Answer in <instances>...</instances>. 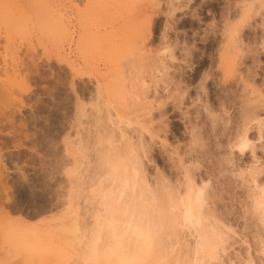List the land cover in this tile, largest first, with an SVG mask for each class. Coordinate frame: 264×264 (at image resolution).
Returning <instances> with one entry per match:
<instances>
[{
    "label": "rangeland",
    "instance_id": "rangeland-1",
    "mask_svg": "<svg viewBox=\"0 0 264 264\" xmlns=\"http://www.w3.org/2000/svg\"><path fill=\"white\" fill-rule=\"evenodd\" d=\"M236 23L225 79L219 55ZM0 86V122H9L6 115L16 127L25 121L29 136L15 140L14 128L0 124L8 181L0 208L23 219L8 222L0 209V254L8 255L0 264H127L131 253L139 258L128 264H147L146 256L154 264H264V0H0ZM56 115L66 120L52 141L59 147L51 142L65 157L55 172L68 195L59 193L75 205L37 213L18 203L13 210L18 179L31 183L44 159L30 139ZM107 140L140 148L135 160L151 186L157 176L179 197L188 187L200 194L204 230L222 239L215 257L195 251L193 224L174 225L169 240L161 231L159 243L136 239L131 227L122 238L111 234L99 217L110 199L100 193L112 181L98 155Z\"/></svg>",
    "mask_w": 264,
    "mask_h": 264
},
{
    "label": "bare ground",
    "instance_id": "bare-ground-1",
    "mask_svg": "<svg viewBox=\"0 0 264 264\" xmlns=\"http://www.w3.org/2000/svg\"><path fill=\"white\" fill-rule=\"evenodd\" d=\"M150 5H152V4H150ZM151 7V6H150ZM242 21H243V19H242ZM241 22V21H240ZM237 24V25H236ZM236 24H234V26H232L231 28H229L228 30H227V32H225L226 34V36H227V39H228V41H226V43L225 44H227V46L226 47H230V44L233 42V40H234V36L236 35V33H237V31H239L238 29H239V25L241 24H239L238 25V23H236ZM236 25V26H235ZM241 26V25H240ZM223 34H224V32H222ZM228 42V43H227ZM225 46V45H224ZM226 47H224L225 49H223V50H225V51H222L221 53H220V55H219V62H220V66L222 67V68H224V69H222V70H224V72H222V75H223V73H225V69H227V72H229V75L231 74V69L230 68H227L226 66H228V67H231V66H229L228 64L230 63H232V60H233V56L231 55L232 53H231V50H230V48L228 47V48H226ZM228 49V50H227ZM227 50V51H226ZM21 61V60H20ZM19 63H21V62H19ZM26 63V62H25ZM18 64V63H17ZM201 65V64H200ZM16 69H18V68H16ZM228 69H229V71H228ZM14 70V69H13ZM30 71V70H29ZM233 71V70H232ZM12 72H14V71H12ZM225 73V74H227L228 75V73ZM224 74V75H225ZM223 75V76H224ZM39 76V75H38ZM45 76V75H44ZM222 76V77H223ZM57 77H59V76H57ZM223 78H225V76L223 77ZM226 79V78H225ZM60 80H58V82H59ZM23 82V81H22ZM34 82V81H33ZM37 82V81H36ZM43 82V81H42ZM63 82V81H62ZM14 83V82H13ZM1 84H3V83H1ZM11 84V83H10ZM10 84H8V85H10ZM17 84V83H16ZM23 84V83H22ZM55 84V83H54ZM61 84V83H60ZM37 85V84H36ZM41 85V84H40ZM22 86H24V84L22 85ZM26 86V85H25ZM54 86V85H53ZM58 86V85H57ZM7 87V86H6ZM6 87L4 88L5 90H6ZM9 87V86H8ZM12 87V86H11ZM16 87H17V85H16ZM20 87V86H19ZM36 87V86H35ZM41 87V86H40ZM0 88H1V86H0ZM26 88V87H25ZM2 89V88H1ZM3 89V90H4ZM9 89H10V87H9ZM18 89V88H17ZM20 89V88H19ZM22 89V88H21ZM58 88H56V90H57ZM40 90V89H39ZM49 90V89H48ZM1 91V90H0ZM8 91V90H7ZM43 91V90H42ZM58 92H59V90H57ZM3 92V91H2ZM6 92V91H5ZM44 92V91H43ZM36 93H38V92H36ZM39 93H40V91H39ZM42 93V92H41ZM46 93V92H45ZM51 93V92H50ZM61 97V96H60ZM63 99V98H62ZM44 101V100H43ZM42 102V101H41ZM44 102H46V100L44 101ZM44 102H42V103H44ZM42 103H40V105L42 104ZM47 103L48 102H46L45 104L47 105ZM54 103V102H53ZM57 105H58V103H56ZM56 104H54V105H56ZM61 104V103H60ZM42 105H44V104H42ZM51 107H52V109L54 108V106H52V105H50ZM50 106L48 105V106H43L44 107V109L45 108H47V107H49L50 108ZM61 107H62V105H60ZM40 107V106H39ZM58 107V106H57ZM79 107H80V105H79ZM41 108V107H40ZM49 108H48V110H49ZM77 108V107H76ZM43 109V108H42ZM51 108H50V110L49 111H51L52 110ZM55 110H56V108H54ZM54 109H53V111H54ZM59 109V108H58ZM77 109H80L79 111H78V114H77V111H76V114L75 115H79L80 113H81V109L82 108H77ZM1 110V109H0ZM47 110V111H48ZM68 110V109H67ZM47 111H46V113H47ZM53 111H52V113H53ZM58 112H60L61 111V108H60V110H57ZM56 111V114L58 113ZM2 113V112H1ZM0 113V116L2 115ZM54 113H55V111H54ZM53 113V114H54ZM62 115H60L61 117L63 116V110H62ZM59 114V113H58ZM46 114H44V117H48V116H45ZM49 115H52L51 113H49ZM55 115V114H54ZM66 115H67V113H66ZM81 115V114H80ZM8 115H6V118H8L7 119V121H9V122H7V123H4V122H2L4 125L5 124H8L10 127H12V128H14L13 129V134L12 133H10V134H12L13 136H15V140H17L18 138V136L19 137H29V136H27L24 132H26V131H24L23 129H21L23 126L22 125H24V123H25V121H23L24 123L21 125V123L20 124H18V125H20L19 127H16V126H13V120H12V118H10V120H9V116L7 117ZM59 115H56V116H54L53 117V119L54 120H52L51 122L49 121L47 124H45L46 123V121H47V119H46V121H44L45 120V118L43 119V122H45V123H43L42 122V124H40L39 123V125L38 126H40V130H41V133L39 134V136L37 137V136H34L33 138H35V137H37V139H36V141L35 140H32V139H30V141H32L31 142V144H32V148H35V147H33V146H37V147H40L41 146V148L40 149H43V150H41L42 151V153L41 154H43V157H44V159L42 160L41 158V161L39 160V164L38 165H40V162H41V165H40V167L38 168V170H36L37 171V173H35V171H34V174L36 175V177H35V175H33L32 177L33 178H35V179H33L32 181H31V183H30V180H27V181H29V184H27L26 183V180H24V178L23 177H21L20 176V180L18 179V193H19V195H18V199H16V200H14V202L13 203H11V209H13L14 210V208H17V205L16 204H18V203H22V204H26V206H29V208L30 207H32V209H33V211L34 212H37L38 213V211L39 212H41V211H44L45 212V210H49V209H51L52 207H56V206H58V205H61V203H62V205L64 204V203H66V202H68V203H70L69 202V200L70 199H72V200H74L73 199V197H71V196H67L68 195V193H67V191H65V188L63 189V188H61V186H62V184H60L61 183V181H60V179H61V177H60V179L58 178L59 176H58V173L60 172V170L62 169V164H64V163H62V162H64V159L63 160H61V158H59V157H62V158H65V157H63V155L61 154V149L59 150V151H61L60 153H58V148L56 147V145L55 146H51V142L52 141H54V139H55V137H56V139H57V136H58V134H59V131L61 130H63V128H62V121L63 120H65L66 119V116H65V113H64V116H63V118L65 117V119H61V117H58ZM51 117V116H50ZM69 117V116H68ZM39 119V118H38ZM69 119V118H68ZM34 121V120H33ZM41 121V120H40ZM66 121V120H65ZM69 121H70V119H69ZM1 122H0V124H2ZM2 124V125H3ZM67 124V123H66ZM3 125V126H4ZM17 125V126H18ZM61 125V126H60ZM25 126H27V128H28V125H27V123H25V125H24V127L23 128H25ZM64 127V126H63ZM26 128V129H27ZM61 128V129H60ZM20 129H21V132L22 133H24L23 134V136L22 135H20L19 134V132H20ZM24 131V132H23ZM62 133H63V131H62ZM28 134V133H27ZM32 134H33V132H32ZM30 135V134H29ZM37 135V134H36ZM62 136V135H61ZM30 137H31V135H30ZM60 137V136H59ZM13 139H14V137H12ZM111 138V136L110 137H108V139H110ZM20 139V138H19ZM18 139V140H19ZM23 139H25V138H23ZM55 139V140H56ZM59 139V138H58ZM57 139V140H58ZM107 139V138H106ZM112 139V138H111ZM22 140V139H21ZM20 140V141H21ZM20 141H18L19 143H20ZM65 141V140H64ZM108 141V140H107ZM113 141V140H112ZM16 141H14V143H15ZM33 142L35 143V142H37V145H35V144H33ZM109 142V141H108ZM110 142H111V140H110ZM108 143V147L106 146V147H104L103 148V150H105V152H104V154H103V152H102V154H101V152L100 153H98V155L100 156V158L101 157H103L104 158V162H103V159L101 158V160H102V162L103 163H107V161L109 162V163H107V164H109V167L107 168V170L110 168V166H111V170L110 171H112L111 172V174H109L108 173V177L106 176L105 177V179L106 178H109V176L111 175L112 176V178H114V179H112L111 178V176H110V178H109V180L111 181H113L114 182V180L116 181V183L114 182V186H112V192L110 193L109 191H111V189H110V185H113V183H112V181L111 182H108V185L109 186H105V187H108V189L107 188H105L104 190H102L103 192L102 193H100V194H102L103 196L105 195V196H107V197H109L110 199H105V197H104V200H106V201H102V203H103V205H102V203H101V205L103 206L102 207V209H103V212H100L101 214H99V217L102 215V213H103V217L104 216H106V218H104V220H106L105 222H107V224H108V226L110 225V227L112 228V232H111V234H115L116 236H121V238H122V235L123 236H125L124 234H126V231L131 227L132 228V230H134V232L133 233H135L136 234V236H139V237H136V239L137 238H140V236H141V238H142V240L143 241H148L149 243H151V241L152 240H154L153 242L154 243H156V241H158V243L160 242V240L162 239L161 238V236H162V234H160L161 233V231L163 232V236H164V239L166 238V240H169V239H171V237H173V235H175L176 233H175V227H174V225H177V224H180V223H183V224H193L194 226L196 225L198 228H197V231H198V237H199V240H198V242L196 243V248H195V251H198V252H206V254L207 255H209L211 258L212 257H215V254H217V252L215 253V249H216V247H217V245H219L220 244V242L222 241V239H221V237H220V235H217L213 230V232L212 233H210V232H207V231H205L204 230V223L202 224V217H203V215H202V213H201V205H202V201H201V196H200V194L199 193H194L193 191H191L190 190V187H188L187 189H186V191H184V194L182 193L181 194V197H179L178 196V194L177 193H175L174 194V192L173 193H171L170 191V189H169V184L166 182L165 183V181H163V178L161 179L160 177H158L157 178V176H156V179L154 180L153 179V181H154V183H153V187L150 185V183H149V181H147L146 182V180H145V176H142L141 174H142V170L140 169V166L142 165L141 163V165L139 166L138 165V162L135 160V159H138V157H139V155H137L138 153H137V151L138 150H140V148L139 147H137L138 148V150L135 148V145L132 147V143L130 142V143H128V141H127V144H125L126 142H124V140L122 141V142H124V143H122L121 141V143L120 144H122L121 146H120V144L119 143H117V144H119V147L118 146H116L115 147V144H112L113 146H111V143ZM16 143V145L15 146H20L22 143ZM53 143V145H54V143L55 142H52ZM245 143H246V141H245V139L244 138H242V137H240L239 138V140L237 141V144L235 143V145L240 149V148H242V147H244V145H245ZM55 144H57V143H55ZM26 145V144H25ZM58 145V144H57ZM5 146V145H4ZM29 146V145H28ZM102 146V145H101ZM110 146H111V149H110ZM58 147H59V145H58ZM28 148V147H27ZM106 148H109V149H106ZM39 149V150H40ZM70 149V148H69ZM38 150V149H37ZM36 150V151H37ZM71 150V149H70ZM77 150H79V149H77ZM100 150V149H99ZM106 150H109V151H106ZM35 151V152H36ZM65 151V150H64ZM107 152V153H106ZM139 152V151H138ZM30 153V152H29ZM72 153V152H71ZM59 154H60V156H59ZM77 154H78V152H77ZM101 154V155H100ZM107 156H106V155ZM36 155V154H35ZM62 155V156H61ZM102 155H104V156H102ZM22 156V155H21ZM29 156V155H28ZM41 156V155H40ZM138 156V157H137ZM25 157V156H24ZM26 158V157H25ZM31 158H33V157H31ZM48 158H50V163H52V159H53V163H54V165H52V164H48L47 162H49L48 160H46V159H48ZM105 158L106 159H108V160H105ZM1 157H0V161H1ZM24 159V158H23ZM27 159V158H26ZM30 159V158H29ZM35 159V158H34ZM33 159V160H34ZM32 160V159H31ZM32 160V162H34ZM27 161V160H26ZM29 161V160H28ZM106 161V162H105ZM57 163V164H56ZM101 163V162H100ZM110 163H111V165H110ZM34 164V163H33ZM37 164V163H36ZM47 164L48 165H52V166H49L50 167V169L48 168V166H47ZM28 165V164H27ZM62 165V166H61ZM29 166V165H28ZM61 167V169H60V167ZM53 169H52V168ZM58 167H59V171H58ZM0 170H1V174H0V190L2 191L3 190V192L5 191H7V189H8V186L6 185V183L8 182L7 181V174L6 173H4L5 171L4 170H6V169H4V163L2 162V163H0ZM3 171V172H2ZM55 171H57V172H55ZM39 172V173H38ZM109 172V171H108ZM54 173H57V176L55 177V174ZM21 175L23 176L24 175V173L23 172H21ZM115 177H114V176ZM143 175H144V173H143ZM155 178V177H154ZM21 179H22V181L24 182V183H26V184H24V183H22V181H21ZM102 179V178H101ZM104 180V179H103ZM108 180V179H107ZM60 181V182H59ZM110 183V184H109ZM61 186H60V185ZM127 184H129L128 186H127ZM100 185V184H99ZM99 185L97 186V190H99ZM150 185V186H149ZM131 188H130V187ZM64 187V186H63ZM101 187H103L102 185H100V190L101 189H103V188H101ZM125 187V188H124ZM129 187V190L127 189ZM136 187V189H134ZM152 187V188H151ZM59 188H61V189H63V191L62 192H65L64 194H67L66 195V198H67V200H65L64 198V201H66V202H62V195L63 194H61V193H59L60 192V189ZM114 188H115V190H114ZM123 188L124 189H126V190H128V191H126V190H124L123 191ZM109 190V191H107V190ZM133 190V193L135 192V194H133L132 193V190ZM99 190V191H100ZM114 190V191H113ZM134 190H136V191H134ZM70 191V190H69ZM108 192L110 193V194H108ZM126 192V193H125ZM128 192V193H127ZM168 192V193H167ZM98 193V192H97ZM113 193V194H112ZM121 193H122V195L125 193V194H128V197H130V198H126L127 199V201H126V199H125V197L124 196H127V195H121ZM129 193H131V194H133V195H135L134 196V198H132V200H130L131 199V194L129 195ZM60 194V195H59ZM99 194V195H100ZM133 195H132V197H133ZM60 196V197H59ZM122 197V199H120L121 197ZM165 196V199L164 200H166V201H164V200H162L163 199V197ZM70 197V198H69ZM106 197V198H107ZM9 198V197H8ZM17 198V197H16ZM59 198L61 199V200H59ZM69 198V199H68ZM102 198V197H101ZM119 199L121 200V202H119ZM133 199H134V203H133ZM137 200V203H135V201ZM4 200H7V197H6V199H4ZM125 200V201H124ZM71 201V200H70ZM1 202V201H0ZM74 202L75 201H71V207H73L75 204H74ZM100 202V201H99ZM105 202V203H104ZM130 202H132V203H130ZM2 203V202H1ZM0 203V204H1ZM120 203V204H119ZM74 204V205H73ZM61 205V206H62ZM67 205H69V204H67ZM73 205V206H72ZM100 205V204H99ZM0 206H2V204L0 205ZM70 206V205H69ZM68 206V207H69ZM20 207V206H19ZM2 208V207H1ZM0 208V209H1ZM66 208V207H65ZM67 209V208H66ZM98 209V208H97ZM2 210V209H1ZM106 212H105V211ZM50 211V210H49ZM63 211V210H62ZM98 211V210H97ZM119 211V212H118ZM2 212H3V210H2ZM33 212V213H34ZM48 212V211H47ZM115 212H117V213H120V216H115L116 214H115ZM19 213V212H18ZM104 213L106 214V215H104ZM1 214H4L3 216H4V218H7V220H8V222H22V220L23 219H21V218H19L18 216V218L17 219H10L11 217L9 216V212L7 213L6 211L5 212H3V213H1ZM10 214H11V212H10ZM29 214V213H28ZM12 215V214H11ZM50 217V216H49ZM103 217H100V219L101 218H103ZM3 218V219H4ZM15 218V217H14ZM51 218V217H50ZM176 218V219H175ZM20 219V220H19ZM55 219V218H54ZM16 220H19V221H16ZM49 220H51V219H49ZM103 220V221H104ZM178 221V222H175V221ZM101 221V220H100ZM103 221H101V222H103ZM45 222V221H44ZM115 223L116 222V225H115V227H118L117 226V223L119 222V234H118V232L116 231V228H114V227H112V224L113 223ZM6 223V222H5ZM23 223V222H22ZM21 223V224H22ZM110 223H112V224H110ZM2 224V223H1ZM16 224V223H15ZM9 225H10V223H9ZM4 226H6V225H4ZM30 226V225H29ZM166 226V228H167V230H168V228H170L169 230H168V232H167V236H171V234H172V236L169 238V237H165V232H166V230L165 231H163L164 229V227ZM10 227V226H9ZM11 227H12V224H11ZM15 227V226H14ZM27 227V226H26ZM25 227V228H26ZM173 227H174V229H173ZM5 228V227H4ZM4 228H3V226L1 225L0 226V233L2 234V232L3 233H5V231H4ZM37 228V227H36ZM165 228V229H166ZM206 228V227H205ZM8 229V228H7ZM13 229V228H12ZM17 229H19L18 227H17ZM16 229V230H17ZM21 229V228H20ZM19 229V230H20ZM195 229V228H194ZM9 230V229H8ZM7 230V232H8V234H7V237H8V235L10 234V232ZM22 230H24V229H22ZM173 232H172V231ZM12 231V230H11ZM18 231V230H17ZM16 231V232H17ZM169 231H171V233H170V235H168L169 234ZM11 233H13V232H11ZM0 234V235H1ZM118 234V235H117ZM134 234V235H135ZM3 235V234H2ZM1 235V236H2ZM10 236V235H9ZM109 236V235H108ZM110 236H112V235H110ZM5 238H6V236H5ZM96 238H98V237H96ZM128 238V236H126V237H124L123 239V241L124 242H126V239ZM0 239H2L1 237H0ZM3 240V239H2ZM163 240V239H162ZM1 241V240H0ZM4 241V240H3ZM3 242H1V244H2ZM148 243V244H149ZM222 243V242H221ZM7 246V245H6ZM5 246V247H6ZM136 247L137 246H135V250H136ZM9 248V247H8ZM1 249H2V247H1ZM0 249V250H1ZM5 249H7V248H4V250ZM133 250V252H135L134 251V249H132ZM5 251H7V250H5ZM8 252V251H7ZM3 252H1V254H0V256H1V259H2V255H4V256H6V257H4V259L3 260H7L8 258H7V253L5 252V253H3ZM137 253V252H136ZM153 253V252H152ZM6 254V255H5ZM132 255H130L129 256V254L127 255V257H129V259L130 260H128V258L126 257L125 259L127 260V264H128V262L129 261H131L132 259L131 258H137L138 256L137 255H134L135 253H131ZM133 255H134V257H133ZM148 255H150L151 256V254L149 253ZM136 256V257H135ZM150 258V259H148V258ZM139 258V257H138ZM146 260H144L145 261V263H146V261L147 260H149V261H147V264H149L148 262H150V260H151V264H152V261H153V259H151V257H149V256H146ZM1 261V260H0ZM4 261V263H6ZM22 261V260H21ZM8 263V262H7ZM11 263V262H10ZM14 263V262H13ZM130 263V262H129ZM9 264V263H8ZM19 264V263H18ZM24 264V263H23ZM110 264V263H109ZM140 264H144L143 262L141 263L140 262ZM153 264H154V261H153Z\"/></svg>",
    "mask_w": 264,
    "mask_h": 264
}]
</instances>
